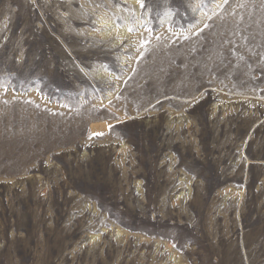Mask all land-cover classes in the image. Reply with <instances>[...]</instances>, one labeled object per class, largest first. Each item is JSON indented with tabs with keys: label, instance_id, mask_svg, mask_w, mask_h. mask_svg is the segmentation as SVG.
<instances>
[{
	"label": "rangeland",
	"instance_id": "374dc122",
	"mask_svg": "<svg viewBox=\"0 0 264 264\" xmlns=\"http://www.w3.org/2000/svg\"><path fill=\"white\" fill-rule=\"evenodd\" d=\"M0 264H264V0H0Z\"/></svg>",
	"mask_w": 264,
	"mask_h": 264
},
{
	"label": "snow or ice",
	"instance_id": "6c2138e0",
	"mask_svg": "<svg viewBox=\"0 0 264 264\" xmlns=\"http://www.w3.org/2000/svg\"><path fill=\"white\" fill-rule=\"evenodd\" d=\"M101 135H102V133H101Z\"/></svg>",
	"mask_w": 264,
	"mask_h": 264
}]
</instances>
